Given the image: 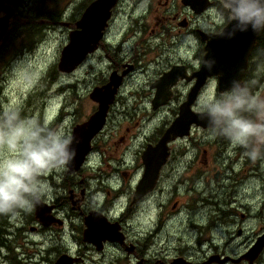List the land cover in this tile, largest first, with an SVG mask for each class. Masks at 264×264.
Here are the masks:
<instances>
[{"label": "flooded vegetation", "instance_id": "flooded-vegetation-1", "mask_svg": "<svg viewBox=\"0 0 264 264\" xmlns=\"http://www.w3.org/2000/svg\"><path fill=\"white\" fill-rule=\"evenodd\" d=\"M180 1L184 16L177 17L175 11L172 18L161 11V6L163 10L171 6L167 0L159 5L153 27L142 30L144 22L136 18V25L123 34L113 27L120 2L114 8L99 48L82 63L92 69L90 60L95 58L108 65L104 80L97 81L105 71L101 70L95 81L87 72L85 81L91 92L111 83L112 77L120 82L105 125L91 139L76 173L70 174L66 168L43 177L50 192L38 214L34 208L0 219V264H56L60 259L68 264H264V194L260 189L254 194L250 189L244 205L232 194L224 198L220 188L215 196L203 197L207 174L220 180L225 171L244 172L247 167L262 166V161L249 159L243 148L212 137L209 143L214 153L203 148L202 155L187 161L182 147L191 142L195 145L192 135L198 131L202 138L204 133L210 134L209 129L191 125L189 135L168 143L169 157L154 185L145 189L146 179L154 177L148 173H156L147 165L152 158H145L146 151L157 147L179 117L198 73L205 68L208 44L221 39L232 23L222 0ZM14 20H10L0 48L13 30ZM76 23L69 35L76 30ZM237 33L235 36L245 34ZM219 81L217 75L206 78L191 106L194 113H203L204 92L211 88L214 95L220 93ZM241 82L264 96V32L257 33ZM167 96L168 102L156 108L154 100ZM91 102L92 109L84 116L63 107L57 123L67 112L75 136V129L98 111L99 104ZM163 110H168L169 117L150 127ZM132 141L136 148H131ZM118 153L119 157L113 155ZM252 174L259 182V172ZM179 190L191 200L181 204L177 199L171 206L167 198ZM139 191L145 192L142 197H138ZM182 208L186 221L182 220Z\"/></svg>", "mask_w": 264, "mask_h": 264}, {"label": "rangeland", "instance_id": "rangeland-1", "mask_svg": "<svg viewBox=\"0 0 264 264\" xmlns=\"http://www.w3.org/2000/svg\"><path fill=\"white\" fill-rule=\"evenodd\" d=\"M93 1L20 0L17 6L19 11L15 12L14 22L16 24L9 33L5 46L0 48V112L5 108L17 109L22 115L35 118L48 126L61 127L70 131L71 115H68L67 112L63 113L67 115L63 121L57 123L58 115L61 114L60 109L63 107L71 110L76 109L81 116L89 111L92 105L89 94L92 88L85 81L87 72L90 78L93 77L92 81H95L100 71H105L97 81L104 80L108 65H101L95 58H92L90 60L93 64L92 69H89L87 65H82L79 66V69L77 68L78 71L75 75H70L71 73L59 72L58 63L62 49L69 43V30L75 28V23L81 19L85 9ZM166 1L120 0V4L116 8L114 30L123 34L136 25L134 21L136 18L140 19L138 20L139 23L144 22L141 26L142 30L153 27V18L159 5L165 4ZM170 3L172 4L168 10H163L162 6L160 10L169 15L176 11L179 18L186 14L180 0H169ZM56 5H59L62 12L59 21L54 22L49 18H39V11L44 10L49 13V8ZM176 15L170 16L174 18ZM39 26L45 29L40 36ZM29 29L34 32L28 33L27 30ZM211 96L215 95L213 89L210 88L202 95L201 104ZM168 117V110H163L156 115L154 123L150 127L159 125ZM111 127L108 128V132ZM140 129L141 127L135 131V134ZM192 138L195 140V145L191 142L182 147L185 160L191 161L193 157L202 155L203 148L209 147V153L215 152L209 143L212 140L210 134L204 133L202 138L198 131L192 135ZM133 143L134 141H132L131 148H136ZM119 153L113 155L119 157ZM259 161H262V166L256 169L247 167L244 172L239 170L225 171V175L220 180H215L212 173L211 175L207 174L208 182H205L207 189L203 197H210L212 193L215 196L220 188V193L223 194L224 198L232 194L236 201L238 200L244 205L247 204L250 197V189H252L251 194H254L255 190L259 188L261 195H263L264 160H257V162ZM224 163L228 164V167L231 166L227 160ZM258 172L260 174L259 182L252 174ZM177 199L180 200L181 204H185L186 199L190 201L191 197L183 190H179L177 193L169 194L167 201H171L170 205L172 206ZM216 201L218 202V200ZM181 213L182 220L186 221L187 213L184 208L181 209ZM152 217L155 218L156 214L154 216L152 214Z\"/></svg>", "mask_w": 264, "mask_h": 264}, {"label": "clouds", "instance_id": "clouds-1", "mask_svg": "<svg viewBox=\"0 0 264 264\" xmlns=\"http://www.w3.org/2000/svg\"><path fill=\"white\" fill-rule=\"evenodd\" d=\"M236 32H264V0H222ZM205 65L211 69L214 61ZM210 135L245 150L253 162L264 160V96L239 80L201 105ZM75 137L13 108L0 112V215L31 212L49 194L43 177L66 169L76 157Z\"/></svg>", "mask_w": 264, "mask_h": 264}, {"label": "water", "instance_id": "water-1", "mask_svg": "<svg viewBox=\"0 0 264 264\" xmlns=\"http://www.w3.org/2000/svg\"><path fill=\"white\" fill-rule=\"evenodd\" d=\"M119 2L120 0H94L85 9L81 19L76 23V30L69 35V43L61 51L58 63L59 72L66 74L74 72L82 65L89 54L94 53L99 48L104 32L109 26L108 22L112 17L113 10ZM183 2L188 3L189 0H183ZM15 12L13 7L6 4V0H0V14H4L0 16V43L9 29L10 20L14 18ZM231 24L224 30L221 39L218 38L219 40H214L208 44V53L204 62L207 60L214 61L213 67L209 69L204 64L205 68H203V73H198L199 79L190 92L188 100L180 107L179 117L171 125L157 147L149 148L146 151L145 158H152V160L147 162V165L154 167L156 173L155 175L150 172L148 173L149 176L154 177H152V180L146 179L145 183L147 185L145 189H149L154 185L159 169L166 163L169 157L167 146L169 142L178 137L189 135L191 125L208 129L207 119L204 118L203 113H194L191 110V106L195 103L206 78L212 75L219 76L220 93L230 89L233 80L241 81L243 78L248 67L252 49L257 40V33L249 29L243 35L228 38L225 33L230 31ZM236 34L238 33L236 32ZM111 80V83L103 88L94 89L90 94V99L97 102L99 108L86 123L75 129V142L72 146L76 149L77 154L73 162L67 167L68 173L70 174L76 173L81 168L85 161V156L89 151L88 145L91 139L105 125L110 105L113 103L114 96L120 85L119 81H114V77ZM169 97L161 98L162 101L155 99V107L157 108L159 105L166 104ZM78 135L82 136L79 137ZM143 193L139 191L137 194L138 197H142L144 195ZM41 206V203L35 206L37 214L38 211L40 212ZM110 239L115 238L110 237ZM116 239H118V236ZM56 264L68 263L65 259H60Z\"/></svg>", "mask_w": 264, "mask_h": 264}, {"label": "trees", "instance_id": "trees-1", "mask_svg": "<svg viewBox=\"0 0 264 264\" xmlns=\"http://www.w3.org/2000/svg\"><path fill=\"white\" fill-rule=\"evenodd\" d=\"M19 1V2H18ZM20 3V0H6V4L10 5L11 7H13L15 9V11H19L18 10V5ZM39 4V3H37ZM61 10L59 8V5L54 6L53 8H49V13H46L44 10H41L38 12L39 18H49L51 21H59L61 19ZM35 31H37V29L34 28ZM45 29H43V27L39 26V36L42 35L44 33ZM28 33H32L34 32L33 30L29 29L27 30ZM5 41L3 42L2 46H5ZM8 217V215H0V219L2 220H6Z\"/></svg>", "mask_w": 264, "mask_h": 264}]
</instances>
